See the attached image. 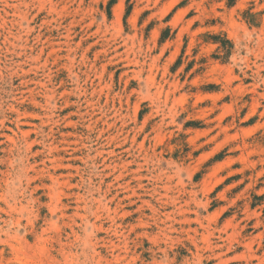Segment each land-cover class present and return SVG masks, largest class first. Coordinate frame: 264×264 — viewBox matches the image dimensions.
Masks as SVG:
<instances>
[{
  "label": "rangeland",
  "instance_id": "1",
  "mask_svg": "<svg viewBox=\"0 0 264 264\" xmlns=\"http://www.w3.org/2000/svg\"><path fill=\"white\" fill-rule=\"evenodd\" d=\"M0 264H264V0H0Z\"/></svg>",
  "mask_w": 264,
  "mask_h": 264
},
{
  "label": "trees",
  "instance_id": "2",
  "mask_svg": "<svg viewBox=\"0 0 264 264\" xmlns=\"http://www.w3.org/2000/svg\"><path fill=\"white\" fill-rule=\"evenodd\" d=\"M214 42L217 43V44H221V41H214ZM227 44H229V43H227Z\"/></svg>",
  "mask_w": 264,
  "mask_h": 264
}]
</instances>
